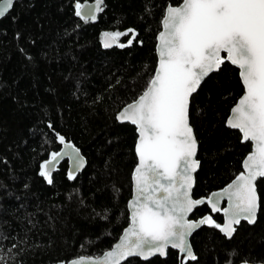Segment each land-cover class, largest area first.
Masks as SVG:
<instances>
[{
	"label": "trees",
	"instance_id": "1",
	"mask_svg": "<svg viewBox=\"0 0 264 264\" xmlns=\"http://www.w3.org/2000/svg\"><path fill=\"white\" fill-rule=\"evenodd\" d=\"M93 1L17 0L0 20V264L99 257L129 223L136 132L116 115L145 90L165 9L182 0H102L91 23L73 4ZM117 32L128 34L105 49L102 33ZM242 94L238 70L224 63L191 99L200 162L194 199L227 186L251 152V144L226 127ZM57 133L87 164L69 180L64 161L49 184L40 165L59 151ZM257 191L256 223H241L230 240L204 226L191 237L197 259L188 264H264V179ZM209 213L204 205L189 219ZM123 264H178V254L169 250L166 259Z\"/></svg>",
	"mask_w": 264,
	"mask_h": 264
},
{
	"label": "snow or ice",
	"instance_id": "2",
	"mask_svg": "<svg viewBox=\"0 0 264 264\" xmlns=\"http://www.w3.org/2000/svg\"><path fill=\"white\" fill-rule=\"evenodd\" d=\"M101 3L96 0L92 7L77 2L76 15L95 20ZM13 4L14 0H0V18ZM162 25L158 67L142 94L117 114V120L129 121L138 133L130 227L102 258L79 257L69 264H121L128 257L164 256L169 247L177 249L183 256L180 264H186L197 259L188 237L200 224L215 227L230 238L235 231L233 225L239 224L241 217L255 222L259 207L255 181L264 177V0H182L177 6H167ZM128 32L135 37L134 30ZM128 32L102 33L104 47L112 46L107 38L115 42ZM225 59L239 68L245 89L231 109L227 126L238 129L242 142H251L253 150L243 161V171L207 201L213 212H220L219 200L227 197L229 206L222 210L225 224L216 223L212 216L193 222L187 219L188 213L204 201L193 200L190 195L192 173L199 166L194 159L197 141L189 123L190 98ZM57 137L65 144L63 136L57 133ZM73 151L75 156L51 153L50 159L40 165V175L51 184L48 168L62 156L77 169L81 167L79 150ZM73 178L70 170L69 179Z\"/></svg>",
	"mask_w": 264,
	"mask_h": 264
},
{
	"label": "water",
	"instance_id": "3",
	"mask_svg": "<svg viewBox=\"0 0 264 264\" xmlns=\"http://www.w3.org/2000/svg\"><path fill=\"white\" fill-rule=\"evenodd\" d=\"M16 1H17V0H14V3H15ZM80 4H81V3H80ZM84 4H88V5L92 6V7H95V5H96V0L93 1V2H86V3H83V4H81V5H84ZM102 4H103V1H102V3L100 4V9H101V7H102ZM75 5H76V3L73 4L74 9L76 10ZM13 6H14V4H13ZM13 6H12V8H13ZM12 8L8 11V13H6L5 16H7V15L10 13V11L12 10ZM99 12H100V11H98V12L95 13V16H96L95 20H91V19H84V20H86V21H90L91 23H96V22H97L98 15H99ZM5 16H4V17H5ZM4 17H3V18H4ZM3 18H0V20H2ZM161 31H163V25H162V22H161ZM161 31H160V32H161ZM160 32H159V33H160ZM109 34H111V33H109ZM158 35H159V34H158ZM158 35H157V37H156V46H155V54H156V59H157L156 68L158 67V63H159V53H158V51H157V46H158V44H159ZM105 39H106V38H105L104 36H102V45H103V47H104V40H105ZM107 39H109V42H111L112 46H111V47H108V48H105V47H104L105 49H111V48H113L114 46H116L117 43H118L117 40H116L115 42H112L110 37L107 38ZM226 55H227V54L224 53V52L221 53V56H222V57H226ZM224 63H228V64H230L231 66H233L234 68H236V69L238 70V73H239V68H238L236 65L231 64V63H230L229 61H227L226 59H225V62H224ZM224 63H223V64H224ZM223 64H222V65H223ZM222 65L220 66V68L222 67ZM156 68H155V70H156ZM220 68H219V70H220ZM155 70H154V72H155ZM219 70L210 73L209 76H210L211 74L217 73ZM209 76H208V77H209ZM208 77H206V78L201 82V85L204 83V81H205ZM239 78H240V74H239ZM240 81H241V78H240ZM241 84H242V82H241ZM201 85H200V87H201ZM242 86H243V84H242ZM200 87H199V88H200ZM199 88L197 89V91H196L195 93H193L192 97L198 92ZM244 91H245V89H244V86H243V94H242L241 96L244 95ZM192 97L190 98V102H191ZM240 98H241V97H240ZM240 98H239V99H240ZM239 99L237 100V102L239 101ZM237 102H236V103H237ZM234 106H235V105H234ZM234 106H233V107H234ZM125 107H126V106H125ZM125 107H124V108H125ZM233 107H232V108H233ZM124 108H123V109H124ZM189 108H190V106H189ZM232 108H231V109H232ZM123 109H122V110H123ZM122 110H121V111H122ZM121 111H120V112H121ZM230 114H231V110H230ZM230 114H229V116H230ZM229 116H228V117H229ZM227 119H228V118H227ZM116 120H117V115H116ZM117 122H118L119 124H129L130 126H132V127L135 128V132H136V141H135V145H136V142H137V136H138L136 126L133 125V124H131L129 121H123V122H122V121L117 120ZM189 123H190V119H189ZM190 126H191V124H190ZM226 127L229 128V129H231V130L238 131V132L240 133V131H239L238 129H233V128L228 127V126H227V120H226ZM192 129H193V128H192ZM193 134H194V131H193ZM240 135H241V138H242V134H241V133H240ZM194 136H195V134H194ZM195 139H196V137H195ZM196 141H197V140H196ZM244 143H246V142H244ZM249 143L251 144V152H252V150H253V145H252L251 142H249ZM65 144H70V145H72V147H71V148L65 147ZM65 144H61V147H60V149H59V151H58L57 153L65 152V153H70L72 156H75L76 153L73 151V149H78V148H76V147H75L72 143H70V142H65ZM135 145H134V153H135V156H136V165H135V167H136V166H137V163H138V158H137V155H136V152H135ZM198 148H199V147H198V142H197V150H196V155H195V157H194V159H196V160H197V156H198ZM78 150H79V149H78ZM248 155H249V154H247L246 157H247ZM79 157L83 160V164H82V166L79 167L78 169L74 166V164L72 163V161H70V160L68 159L67 156H62V157H59V158L57 159V161L54 162V166H49L48 171H50V173H51V175H52V174L58 169V167H59L64 161H67V163H68V178H69V171H70V170L73 172L74 177H76L77 174L81 173V172L85 169L86 164H87V163H86V159H85V157L81 154L80 151H79ZM246 157H245V158H246ZM245 158H244V159H245ZM243 161H244V160H243ZM242 165H243V162H242ZM135 167H134V169H135ZM199 168H200V162H199V166H198V167L196 168V170L192 173V176H193V185H192V189H191V193H190V195H191V198H192L193 200H197V199H194V198H193L192 194H193V190H194V188H195V178H196V174H197ZM134 169H133L132 174H131V197H130V199H129L128 202H127V211H128V220H129V223H128V225H127L126 228L130 227V223H131V208H130V201H133V200H134V196H135V191H134L135 186H134V180H133ZM242 171H243V167H242ZM234 179H235V178H234ZM234 179H233V180H234ZM262 179H264V177H258L257 180L255 181L256 191H257V182H258L259 180H262ZM69 180H72V179H69ZM233 180H232V181H233ZM232 181H231V182H232ZM231 182H230V183H231ZM230 183H229V184H230ZM229 184H228V185H229ZM225 187H226V186H225ZM225 187H224V188H225ZM224 188H222V189H224ZM222 189L212 192V193L209 194L207 197L200 198V199L203 200L204 202L201 203V204H199V205H196V206L193 208V210H192L191 212L188 213V215H187V219H188L189 221L198 222L200 219H202V218L205 217V216H211V215L220 214V215L222 216V223H221V225H224L225 222H226V217L224 216L222 210H223L224 208H227V207L229 206V202H228V200H227V197H222V198H220V200H219L218 207L221 209L220 212H213L212 209H211V205L207 202L208 199H209L210 197H212V194H213V193L221 192ZM257 196H258L259 207H258L257 212H256L255 222H254V223H249L246 219H244L243 217H241V218H240V222H239V224H234V225H233V227L235 228V231L232 233V236H231L230 238L227 237L223 232H221L219 229L216 228L217 231H218L223 237H225L227 240H230V239L234 236V234H235V232H236V229H237V228L241 225V223H243V222H244V223H247V224L250 225V226H253V225L256 223V221H257V216H258V213H259V208H260V198H259V195H258V191H257ZM204 205L208 207V209L210 210V213H211V214H207V215H205V216H203L202 218H199V219H197V220H191V219H189L190 216H191V214L194 212L195 209H197V208H199V207H202V206H204ZM212 218H213V217H212ZM213 220H214V219H213ZM204 226H205V227H212V226H209L208 224H200L197 228H195V229L193 230V232L191 233V235L188 237V242H189L190 245H191V237H192V235L195 234V233H197V232H198L200 229H202ZM126 228H125V229H126ZM123 233H124V230H123L122 234L120 235V237L118 238V240L116 241V243H115L114 245H116L117 243L120 242V238H121V236L123 235ZM114 245H113V246H114ZM113 246H112V248H113ZM112 248H111V249H112ZM191 248H192V245H191ZM111 249H109L108 251H110ZM169 250H172V251L177 252V254H178V264H180V260L183 258L182 254H180L179 251H178L177 249H172L171 247H169V248L166 249V255H164V256H161V255H159V253H157L156 255L149 256L148 259H144V258L139 257V256L128 257L127 259H125L124 261H122L121 264L125 263V262L128 261L129 259H134V258H137V259H139V260H141V261H143V262H147V261H149V260H151V259H153V258H156V257H157V258H161V259H166ZM192 250H193V248H192ZM106 252H107V251H106ZM193 253H194V251H193ZM103 254H104V253H103ZM103 254H102L101 256H99V257H91V258H93V259H95V258H102V257H103ZM194 255H195V253H194ZM195 256H196V255H195ZM83 257H85V256H83ZM85 258H88V257H85ZM76 259H77V258H76ZM73 260H74V259H73ZM70 261H72V260H70ZM70 261H69V262H70ZM195 261H196V260H195ZM69 262H59V263H56V264H69ZM189 262H194V261L188 260V261H186V264H188ZM241 264H245V263H241ZM246 264H249V263H246Z\"/></svg>",
	"mask_w": 264,
	"mask_h": 264
},
{
	"label": "flooded vegetation",
	"instance_id": "4",
	"mask_svg": "<svg viewBox=\"0 0 264 264\" xmlns=\"http://www.w3.org/2000/svg\"><path fill=\"white\" fill-rule=\"evenodd\" d=\"M209 214H211V213H209ZM216 215H220V214H216ZM211 216H214V215H211ZM220 216H221V215H220ZM202 217H203V216H202ZM202 217H201V218H202ZM221 218H222V216H221ZM221 223H222V222H221ZM221 223H220V224H221Z\"/></svg>",
	"mask_w": 264,
	"mask_h": 264
},
{
	"label": "rangeland",
	"instance_id": "5",
	"mask_svg": "<svg viewBox=\"0 0 264 264\" xmlns=\"http://www.w3.org/2000/svg\"><path fill=\"white\" fill-rule=\"evenodd\" d=\"M121 36H122V35H121ZM121 36H119L118 39H119ZM118 39H117V40H118Z\"/></svg>",
	"mask_w": 264,
	"mask_h": 264
}]
</instances>
